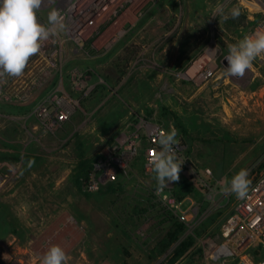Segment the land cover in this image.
I'll list each match as a JSON object with an SVG mask.
<instances>
[{"label":"rangeland","instance_id":"1","mask_svg":"<svg viewBox=\"0 0 264 264\" xmlns=\"http://www.w3.org/2000/svg\"><path fill=\"white\" fill-rule=\"evenodd\" d=\"M231 1L136 0L118 24H113L112 33L97 41V59H88L86 51L76 55L78 62L72 68L94 67L91 81L100 84L81 101L71 120L54 132H44L32 111L10 110L7 105H16L11 86L6 97L1 94L0 154H20L21 158L18 162L0 161V165L6 163L1 173L9 177L0 188V211H6L4 218L25 237L1 232V261L30 264L29 253H24L31 236L40 235L67 216L82 236L69 251L64 249L66 264H220L211 254L222 242L221 226L236 201L232 194L227 203L229 192L224 189L230 187L235 174L255 162L261 165L249 174L250 182L264 170V73L253 61L258 74L236 85L219 66L202 80L186 79L180 72L212 49L220 64L228 54L227 45L245 37L243 13L221 25L218 18H210L218 2L226 3L227 8L238 7ZM133 8L134 17L127 18ZM46 9L49 12L51 7ZM48 12H37L38 20H47ZM74 54L69 50L67 58ZM39 87L35 89L41 90ZM133 115L167 124H174L176 116L184 124L186 134L178 131L176 137L183 144L181 157L186 161L180 179L192 182L199 199L192 192L178 199L175 189L179 179L172 182L170 195L180 206L170 208L156 192L154 172L146 175L141 163L127 176L120 175L122 186L115 192H107L110 183L96 192L79 186L80 151H85L84 158H92L108 145L101 123L113 121L112 133ZM207 169L212 172L208 174ZM189 196L195 208L187 201ZM174 220L186 225L185 232L178 242L152 258L153 248ZM188 236L194 237V243L171 263L173 249ZM39 259L32 264H40Z\"/></svg>","mask_w":264,"mask_h":264},{"label":"built area","instance_id":"2","mask_svg":"<svg viewBox=\"0 0 264 264\" xmlns=\"http://www.w3.org/2000/svg\"><path fill=\"white\" fill-rule=\"evenodd\" d=\"M135 2L136 0H53L50 5L46 3L42 9L50 6L51 8L58 7L61 10L62 15L66 18L68 30L58 29L55 37L43 42L39 53L30 58L22 76H7L0 80V96L3 94L6 97L10 90L8 88L11 86V95L13 92L18 96L17 91H19L22 92L19 96L27 97L31 95L29 92L41 85L39 88L44 90L42 100L33 107L32 114L46 133L62 128L80 109L81 101L96 88V84L90 82V77L95 71L79 68L65 69L64 47L69 43L73 45L75 51H84L85 49L98 51L100 46L97 41L99 38L104 37L107 33H112L113 24H118L126 14L125 11ZM231 2L238 6L246 18L245 36L252 34L257 29H264V0H232ZM38 13H41L40 10ZM38 22L48 26L46 19L38 20ZM102 27L104 30L99 34ZM117 31L113 33L116 34ZM224 57L218 64L213 56L215 65L212 67L208 63H203L202 68L194 76L182 75V73L187 74L189 68L198 58L191 63L187 70L180 72V75L189 80L206 79L216 72L218 66L225 70ZM254 62L259 70H264V58H257ZM53 63L54 69L52 68ZM257 74L253 66L251 70H246V75L243 78H228L232 83L242 85L245 80H253ZM66 79H69L73 84L72 87L77 92V96L66 88ZM123 126H126L125 129L121 128L116 132L113 140L108 142L106 150L99 153L102 156L94 163L88 176L82 177V186L85 190L96 192L102 185L117 181L120 175L127 176L133 170V164L140 156H143L145 174H152L149 160L152 154L161 150L158 143L160 132H169L175 128L178 133L173 123L165 125L139 115ZM177 141L179 145L173 146L175 154L179 161L186 162L181 157L183 144L180 140ZM5 164L4 162L0 165V188L9 178L1 173V167ZM260 165L259 162L252 164L247 170L248 173L255 172V169ZM207 172L210 174L212 171L207 169ZM172 190L173 184L169 182L168 188L161 191L159 195L163 196V202L170 208L179 207L180 203L170 195ZM232 194L229 192L227 203L230 202ZM187 199L195 208V205H192L193 200L190 197ZM231 211L220 229L222 242L211 254V259L220 264H264V170L254 178L253 182H250L247 197L243 200L236 198Z\"/></svg>","mask_w":264,"mask_h":264},{"label":"clouds","instance_id":"3","mask_svg":"<svg viewBox=\"0 0 264 264\" xmlns=\"http://www.w3.org/2000/svg\"><path fill=\"white\" fill-rule=\"evenodd\" d=\"M52 2L53 0H0V80L7 76H22L30 58L39 53L42 43L55 37L58 29L68 30L66 18L58 7H52L48 12V26L38 22V10ZM239 16L238 7L227 8L226 3L218 2L210 18H218L221 25L228 19H238ZM227 48L228 55L224 57L228 62L225 75L243 78L246 70L253 67L254 60L264 58V29H257L237 43L228 44ZM176 137L175 128L169 132L161 131L158 137L161 150L150 157L149 163L157 181V194L168 188L169 182H178L180 179L184 161H179L175 154L173 146L179 145ZM136 163L144 166L143 157L137 159L133 166ZM248 176V171L241 169L232 177L230 187L224 191L235 194L237 199H245L250 186ZM66 261L65 251L60 246H51L44 253L41 264H66Z\"/></svg>","mask_w":264,"mask_h":264},{"label":"trees","instance_id":"4","mask_svg":"<svg viewBox=\"0 0 264 264\" xmlns=\"http://www.w3.org/2000/svg\"><path fill=\"white\" fill-rule=\"evenodd\" d=\"M263 73H264V70H263ZM7 106L10 108V110H14V109H11L12 107H14L15 109H20L19 106H17V105H13V106L7 105ZM165 110H167V109H165ZM174 112L175 111H173V110L169 111V113H172V115L175 114ZM174 122H175L174 125L177 128V130L179 132L181 131L185 135L187 132V129H186V127H184V124H182L180 120H177L176 116L174 118ZM105 123L107 125L105 126L104 129H102V133H105L106 131L109 130V128L113 124V121L110 123L109 122L108 123L105 122ZM164 124L169 125V123L168 124L164 123ZM114 136L111 137L108 141L110 142L111 140H113ZM83 146H84V144L82 143L81 147H83ZM84 152H83V149L80 151L82 156H81V161L79 162V164L77 166L76 181H77V183H79V186H82V177L88 176L89 171L93 168L94 163L102 156L101 154L97 153L92 158H88V157L84 158L83 157ZM20 158H21L20 154H16V155H11V153L0 154V161L18 162L17 160H19ZM28 158H29V160L32 159L31 156ZM143 169H144V166H143ZM109 185L110 186H109V189H107V192H115L116 190H118L122 186L121 182L118 180L115 182H111ZM191 192H192V194H194V197L199 199L200 193L197 190V188H195V186L192 184V182L188 178L182 177L180 179V181L178 182L177 187L175 189L176 197L181 200ZM231 212L232 211L230 210L228 215ZM5 213H6V211L2 208L0 211V233L3 232L5 234L6 233L9 234V232H10V233L16 234L17 237L20 239L25 238V237H23L24 233H21L16 228L11 227L12 223L4 218ZM185 229H186V225L184 223L179 222L177 220H174V223L171 224L168 232L164 235V237H162V239L153 248V252L151 255L152 258H154L155 256H158L161 253L165 252L173 244L178 242L180 240L182 234L185 232ZM0 238H1V236H0ZM193 243H194V237L193 236H188L184 240L180 241L172 251V254L170 257L171 263L177 262V260L180 259L185 254V252L190 248V246ZM0 264H7V263L0 260Z\"/></svg>","mask_w":264,"mask_h":264},{"label":"crops","instance_id":"5","mask_svg":"<svg viewBox=\"0 0 264 264\" xmlns=\"http://www.w3.org/2000/svg\"><path fill=\"white\" fill-rule=\"evenodd\" d=\"M41 12H42L43 15H45V13L48 12V11H47V9L43 8L41 10ZM127 21H129V20H127ZM69 50L74 51L75 54L72 57H68L67 58V53H68ZM93 50L94 49H90V51H88L87 49L84 50L91 57V58H88V59H93L94 60V58L97 59L99 57L98 54H95V50L94 51ZM78 52L79 51H75L74 50L72 44L70 45L68 43L67 46L64 47V61H65V69L66 70H68L69 68L71 69L72 66L76 62H78V59H77V56H76V55L79 54ZM88 63H91V62L88 61ZM74 67L75 68H79L81 70H86V69L89 70L91 68H92L91 70L94 69V67H89V68H85V67L84 68H80V67H77V66H74ZM97 79H98V77H97ZM93 80H94V77H93ZM90 82L96 84L95 90L97 89L98 84H100V83L97 84L96 81H91V79H90ZM72 85L73 84H71L69 79L65 80V86L71 93H72V90L74 91ZM17 93H18V96L13 94V92H12V98H14L16 100L15 103H16L17 106H19V108H20L19 110H23V112L25 114H28L29 112L32 111V109H33V107L35 105V102H37L39 100V98L41 99V97H42V95L44 93V90H43V88L41 90L34 89L31 92H29V93H31V95L27 96L28 98H30V100L28 102H21L20 99L23 98V97H21L19 95L22 94V92L17 91ZM26 93H27V91H26ZM72 94L75 95V96L78 95L77 92H75V91ZM17 99H19L18 102H17ZM96 110L97 109H94L93 111H96ZM133 117H134V115H133ZM133 117L129 118V120L132 121L135 118V117L134 118ZM32 119H34V118L32 117ZM105 122H106V120L101 123V125H103L104 128L107 125ZM126 122L127 121H125V123ZM113 124H114V122H113ZM113 124H112V126H113ZM111 127L105 133L101 132L102 134L107 135V137H109V139L111 137H113L114 135H116L117 134L116 132L120 131V129L123 126L118 128L117 130L115 129L116 126H114L113 128L115 130L112 131V133H111ZM104 128H102V129H104ZM107 142H109V141H107ZM81 236H82V234H81L80 231H78L77 226H75L74 223L70 222L69 217H67V216L65 217L64 216V218L61 221L58 219L56 221L55 225L53 224L49 229H47L46 231L41 232L40 235H32L31 239H30V243H28V247L25 249V253L24 254H26L27 252L29 253V257H27V258H29V260H30L29 263L32 264L34 262H38V258L42 259L44 253L51 246H60L63 250L67 249V251H69V249L73 248L77 244V242H79ZM66 262H68V261H66ZM101 264H104V263H101ZM105 264H113V263L109 262V263H105Z\"/></svg>","mask_w":264,"mask_h":264},{"label":"bare ground","instance_id":"6","mask_svg":"<svg viewBox=\"0 0 264 264\" xmlns=\"http://www.w3.org/2000/svg\"><path fill=\"white\" fill-rule=\"evenodd\" d=\"M138 5L134 6L135 8H137ZM135 8H133V11L131 10L127 16V18H133L134 17V12H135ZM215 50L212 49L210 51H208L205 55H203L202 57H200L194 64L193 66H191V68L189 69V71L186 73H184L183 75H188V76H194L197 74V72L202 68L203 63H208L212 66L213 64V56H214Z\"/></svg>","mask_w":264,"mask_h":264},{"label":"water","instance_id":"7","mask_svg":"<svg viewBox=\"0 0 264 264\" xmlns=\"http://www.w3.org/2000/svg\"><path fill=\"white\" fill-rule=\"evenodd\" d=\"M223 63L225 64L226 67L228 66V62L226 59L223 60Z\"/></svg>","mask_w":264,"mask_h":264}]
</instances>
